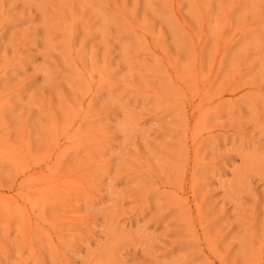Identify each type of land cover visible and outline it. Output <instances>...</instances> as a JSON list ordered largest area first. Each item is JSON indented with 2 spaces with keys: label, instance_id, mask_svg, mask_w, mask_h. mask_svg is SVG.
Returning <instances> with one entry per match:
<instances>
[{
  "label": "rangeland",
  "instance_id": "1",
  "mask_svg": "<svg viewBox=\"0 0 264 264\" xmlns=\"http://www.w3.org/2000/svg\"><path fill=\"white\" fill-rule=\"evenodd\" d=\"M0 264H264V0H0Z\"/></svg>",
  "mask_w": 264,
  "mask_h": 264
}]
</instances>
